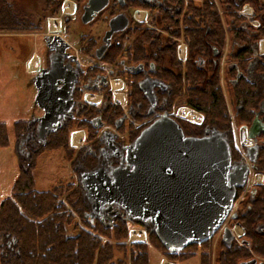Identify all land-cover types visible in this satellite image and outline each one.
Masks as SVG:
<instances>
[{"label":"trees","instance_id":"trees-1","mask_svg":"<svg viewBox=\"0 0 264 264\" xmlns=\"http://www.w3.org/2000/svg\"><path fill=\"white\" fill-rule=\"evenodd\" d=\"M245 3L257 14V28L245 25L242 16L237 12ZM131 6L147 9L150 16L149 25L132 21L128 29L132 38L130 51L135 55L132 59L135 60L141 52L144 54L145 64H148L153 59V54L158 53L161 47L163 50L171 47L176 82H172L174 90L166 110L169 111L171 104L176 101L179 106L200 112L203 121L199 125L175 118L184 135L199 137L203 135L205 128L217 130L226 136L231 161L234 163L238 155L233 147L230 117L219 83V58L225 43V29L235 41L243 44L264 38V0H168L167 4L158 7V11L155 7L148 8L137 2ZM44 8L45 12L51 15L59 11L58 2L51 0L44 1ZM28 28L38 29L32 21L14 13L10 0H0V31L20 32ZM135 30L137 32L132 35ZM181 34L187 46L184 67L176 60V42L173 40V37ZM121 48L122 46H116L113 55L106 54L103 60L108 63L116 60ZM215 50L220 54L215 55ZM244 50L249 54L252 52L247 47ZM227 66L224 70L225 78H234V69L227 70ZM156 67L162 70L160 66ZM258 70L263 72L264 67L258 66ZM226 86L233 103L244 100L243 111L235 115L236 122L248 123L261 98L254 96L252 85L246 80L240 79L234 84L226 80ZM132 88L136 89L135 83ZM133 89V97L129 98L127 95L126 107L135 106L144 114L147 103L138 89ZM104 101L107 104L106 110L102 112L99 111L100 106L86 104L77 116L51 131L44 141H38L35 137L37 122L34 117L14 123L17 143L28 138L30 144L22 153L24 156L19 155L20 173L11 187L10 194L0 203L1 242L9 240L12 247L0 248V264H148L149 245L172 262L188 260L197 255L199 264H210V241L189 245L177 252L169 251L155 234L149 231L151 225L148 222H136L147 230L148 243L131 242L127 245L125 242L131 229L130 222L126 218L113 223H103L97 218L91 221L87 216L89 204L84 198L80 184L72 182L73 179L67 185L45 191L36 190L33 170L38 156L47 150L62 149L66 159L71 160L73 166L80 164L85 170L96 166L98 156L96 152L93 154V151L100 147V143L94 139L101 126L94 125L92 120L100 116L104 125L116 127L118 119L124 114L121 106L111 101L109 94ZM137 102L141 105H137ZM143 118L138 115L135 120L140 121ZM145 126L146 124L132 129L131 124L119 123L117 129L120 133L132 129L125 140L131 143ZM77 129L84 130L85 138L84 144L74 150L70 146V132ZM8 143L6 125L0 122V148ZM257 166L264 172V152L258 155ZM260 211L262 210L259 207L253 217H259L256 213ZM260 237L253 241L252 249L256 254L264 255ZM12 239H15L16 243H12ZM248 256L246 250L241 252L233 243L229 247H219L215 264H238L242 258Z\"/></svg>","mask_w":264,"mask_h":264},{"label":"flooded vegetation","instance_id":"flooded-vegetation-1","mask_svg":"<svg viewBox=\"0 0 264 264\" xmlns=\"http://www.w3.org/2000/svg\"><path fill=\"white\" fill-rule=\"evenodd\" d=\"M51 1L58 2L59 11L58 14L52 16L54 18H48L46 32L41 35L44 44L43 55L40 57L36 53H33L36 56L33 57L36 58V64L32 61L34 62L33 67L35 68H31L30 71L33 74L31 83L35 88L36 94V77L42 79V75L44 76L48 72L51 65L53 66L52 70L57 68L58 75L55 80L56 83L54 84L55 93H68L69 99L72 101V107L61 119V125L59 127L66 123L68 119L77 116L86 107V104L100 106L99 111L102 112L106 110L107 104L104 99L108 94L110 95L111 101L123 109L124 114L118 119L119 123H125V125L131 124L132 129H137L144 124L147 125L161 115L170 116L176 121L175 118L177 117L175 112L179 107L176 101L171 104L169 111L166 110L169 97L174 90L172 82L173 84L176 82V71L173 67L171 47L165 48L164 50L161 47L158 53L153 54V59L148 64H145L144 54L141 52L133 60L132 58L135 55L130 51L132 38L128 32L132 21L137 23L142 22L145 25L150 24V19L146 23L147 19L150 18L148 10L139 7L133 8L131 6L132 3H142L148 8L155 7L158 11V7L167 4L168 0H107L105 6L96 12L89 21H85L86 18L84 15L89 12L90 0ZM65 2L71 4L68 7H64L68 12L63 9ZM71 6L73 9H70ZM156 10L154 13L157 12ZM131 11H133L132 15ZM142 13L144 14L143 17L141 16ZM117 15L125 16L128 19V23L123 29L113 31L108 44H106L104 36L106 31L110 29L109 21ZM255 16H257L256 13ZM50 20H58L59 27L57 29H50L51 23L53 25L56 24L53 21L49 25ZM70 21L75 24L73 29H70L68 26ZM246 30L249 31L247 28ZM136 32L137 30L132 35H135ZM70 37L76 40V47L71 44ZM179 38L182 39V43L185 45L183 55H180L177 49ZM173 40L176 42V60L184 67L187 57L186 43L182 34L178 37H173ZM258 41L248 44L240 43L235 41L231 34H227L225 29V43L222 52L220 54L218 50L214 51L215 55L220 54L219 83L221 79L224 80L225 84L226 80L230 84H234L240 79L246 80L252 85L254 96L260 97L261 99L258 108L252 113L251 120L246 124H238L235 120V115L243 111L244 100L240 99L238 102L233 103L227 93V88L225 91L220 83L227 112L230 117V131L233 145L236 142L232 135L233 126L241 127V132L243 133L245 131L244 141L240 143L241 152H238V158L234 164L246 166V174L244 183L236 191L232 212L227 216L225 223H222L216 233L207 240L211 243L210 264H215L219 247H229L233 243L239 247L241 252L246 250L249 254L248 257L242 258L238 264H247L251 261H253V264L264 263V255L256 254L252 249L253 241L259 236H261L260 239H262V246L264 247V237L262 236L264 235V190L262 191V188L264 189V172L259 170L257 166L258 155L264 152V132L252 133L254 125L264 126V71L258 70V66L264 67V44H259ZM103 46H106V48L98 56L97 54L98 52L100 53ZM116 46H122L117 59L109 63L105 62L103 60L104 56L106 54L113 55ZM246 47L252 51L251 54L244 50ZM201 63L203 62L201 61ZM157 65L162 68L161 71L157 69ZM225 66L228 67L227 70L234 69V78H225ZM28 67L30 68V61L28 62ZM42 70L46 71L41 73ZM142 82L152 84L154 94L153 104L149 102L148 97L141 90L140 84ZM133 83L136 84V89H138L141 97L147 103L144 114L136 109L135 106L126 107L127 95H129V98L133 97L131 95L133 92ZM115 84L119 85L116 86ZM136 89L133 90L135 91ZM113 91L116 92L114 95L115 99L113 97ZM115 100H122V103H116ZM137 105H141V103L137 102ZM184 111L188 110L180 109L179 113L187 120H194L198 116L197 113L188 111L192 117L188 118L185 116ZM138 115L144 118L136 121L135 118ZM92 122L96 126H101L97 137L94 139V141L98 140L100 143V147L96 151H93V154L96 152L98 156L96 165L102 161L107 168H112L120 164L123 165L124 149L130 144L125 140L132 129H128L126 133H120L117 129L119 123L116 124V127L104 125L100 116L95 117ZM210 130L207 128L203 129V135L207 134ZM75 131L84 132L83 129H77ZM105 132L108 133L104 135ZM76 134L74 135L75 137L83 136L82 132H77ZM75 137H73L72 143ZM76 142L75 144L77 145L78 141L76 140ZM29 144V139L25 138L21 143V151L25 152ZM250 147L256 148L255 159L253 161L249 158L248 154V148ZM115 152L119 153V155L113 156ZM78 165L80 168L77 169V175L80 171L85 170L81 168L80 164ZM259 207L262 211L256 213L259 217L254 218V212ZM111 210L116 211V214L110 222L108 221V214L104 210H101L100 217L97 216L96 218L103 223H113L116 220L125 218V214L121 209L112 206ZM226 232H228V237L225 236ZM0 248L12 249L9 240L1 242Z\"/></svg>","mask_w":264,"mask_h":264},{"label":"water","instance_id":"water-1","mask_svg":"<svg viewBox=\"0 0 264 264\" xmlns=\"http://www.w3.org/2000/svg\"><path fill=\"white\" fill-rule=\"evenodd\" d=\"M106 2L90 0L85 21ZM127 23L123 15L112 18L104 36L106 44L112 32L123 29ZM52 67L42 79L36 77L35 82V105L43 110L42 116L36 118L35 136L39 141L61 125V119L72 107L68 93H55L58 71ZM151 85L142 82L140 87L153 104ZM259 132H264V126L254 125L252 133ZM248 151L253 161L256 148L250 147ZM123 162L107 168L102 161L78 173L77 180L90 207L87 216L92 220L104 210L110 221L116 214L112 206L120 208L128 220L148 222L149 231L174 252L211 238L228 216L246 174V166L231 162L229 143L222 133L211 129L203 136H186L167 115L159 116L139 132L125 147Z\"/></svg>","mask_w":264,"mask_h":264},{"label":"rangeland","instance_id":"rangeland-1","mask_svg":"<svg viewBox=\"0 0 264 264\" xmlns=\"http://www.w3.org/2000/svg\"><path fill=\"white\" fill-rule=\"evenodd\" d=\"M44 1L10 0L14 13L28 19V21H32L33 25L37 26L38 29L28 28L20 32L0 31V122L5 123L9 140L7 146L0 148V203L10 194L11 187L20 173L18 154L21 157L24 156L20 150L21 141L23 140L17 143L14 123L27 121L31 117L37 118L42 115V110L35 105V88L31 83L33 74L28 67V62L31 60L30 67L33 69L32 60L33 57H36L33 53H36L40 57L43 55L44 44L41 35L46 32L48 18H54L52 16L55 15L45 12ZM69 5H71L69 2H65L63 9ZM245 10L251 12L253 8L248 5ZM132 13L133 11H131V15ZM252 16L254 17V15ZM252 16H248L249 21L242 17V21L247 23V26L255 28L259 25V20L257 17L252 18ZM149 19H147L146 23L149 22ZM50 22L51 20L49 21V25ZM68 26L70 29H73L75 24L70 21ZM56 27H59V22ZM69 40L74 47L77 46L76 40L73 37H70ZM82 60L84 61L83 58ZM220 83L226 91L227 86L224 80L221 79ZM197 115V118H199L200 115ZM81 132L82 135L85 134L83 131ZM232 135L236 140V144L239 142L237 144L239 147L240 143L244 141V133L241 132V127L239 128V126L234 125ZM17 144L18 152L16 150ZM81 144H84V139ZM233 147L235 146L233 145ZM76 149L78 148H74V150ZM236 150L239 151L238 149ZM79 168L78 164L73 166L72 161L66 159L62 149L47 150L40 154L36 160V166L33 170L35 188L39 191L50 190L57 186L67 185L72 179V182L76 183L77 169ZM129 227L131 229L141 228L136 223H129ZM131 239L128 237L125 243L129 245ZM1 240L2 238L0 237V243ZM145 243L148 242L146 241ZM150 249L154 248L149 245L148 251ZM154 250H151L150 256L148 255V264H158V257L153 254ZM174 264H199V260L198 256H195L188 260L174 262Z\"/></svg>","mask_w":264,"mask_h":264},{"label":"bare ground","instance_id":"bare-ground-1","mask_svg":"<svg viewBox=\"0 0 264 264\" xmlns=\"http://www.w3.org/2000/svg\"><path fill=\"white\" fill-rule=\"evenodd\" d=\"M70 9H73V7L71 6ZM141 16L143 17L144 14L142 13ZM51 22H52V20H51ZM55 22H56V24H54V25L51 23V25H50V28H51V29H55V27H56V25H57V23H58L59 21L57 20V21H55ZM56 29H57V27H56ZM33 59H34V60H32V61H34L35 64H36V58H33ZM34 62H32L33 66H34ZM37 65H38V63H37ZM34 68H35V67H34ZM34 68H33V69H34ZM115 85L117 86V85H119V84H115ZM184 113H185V116H186V117H188V118H189V117L192 118V117L189 115L190 113H189L188 111H184ZM77 132H81V131H76V132H74V133L72 134L71 145H73V146H77V147H78V146H80V144H81L82 138H81V137H78V136H76V137L74 136ZM76 135H77V134H76ZM73 137H75V139L78 141V144H77V145L75 144V143H77L75 139H74V141H73V143H72ZM132 237H137V234H132ZM138 237H139V235H138Z\"/></svg>","mask_w":264,"mask_h":264},{"label":"crops","instance_id":"crops-1","mask_svg":"<svg viewBox=\"0 0 264 264\" xmlns=\"http://www.w3.org/2000/svg\"><path fill=\"white\" fill-rule=\"evenodd\" d=\"M31 62V61H30ZM31 66V64H30ZM34 68V67H33ZM17 150V149H16ZM19 156V155H18ZM18 162H19V157H18ZM19 165H20V162H19ZM142 236L141 234L139 235V237ZM151 250H154V249H150L148 251V255L150 256V252H152ZM154 255H156L158 257V264H173L171 262H168L158 251L154 250L153 251Z\"/></svg>","mask_w":264,"mask_h":264},{"label":"built area","instance_id":"built-area-1","mask_svg":"<svg viewBox=\"0 0 264 264\" xmlns=\"http://www.w3.org/2000/svg\"><path fill=\"white\" fill-rule=\"evenodd\" d=\"M245 9H247V8H246V7H244V10H245ZM244 10H243V13H246V11H247V10H245V11H244ZM238 149H239V148H238ZM239 151L241 152V150H240V149H239ZM250 177H251V175H250ZM250 177H249V178H250Z\"/></svg>","mask_w":264,"mask_h":264}]
</instances>
